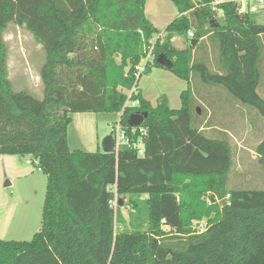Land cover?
I'll return each instance as SVG.
<instances>
[{
	"label": "trees",
	"instance_id": "16d2710c",
	"mask_svg": "<svg viewBox=\"0 0 264 264\" xmlns=\"http://www.w3.org/2000/svg\"><path fill=\"white\" fill-rule=\"evenodd\" d=\"M171 1L181 15L160 32L146 16L147 0H0V155L31 157L47 177L41 230L30 241L0 240V264H264V190L228 188L231 135L204 126L191 89L179 110L165 98L153 106L136 69L163 33L145 73L151 63L165 68L157 60L166 56L177 77L190 82L195 73L264 120V24L240 13L239 0L215 11L214 0ZM218 11L222 23L211 28ZM11 23L46 53L41 100L10 82L3 33ZM190 31L196 40L213 31L217 71L194 58L195 47H175ZM129 100L139 105L127 107ZM78 113L121 114L130 140L142 136L144 156L133 147L71 151L68 128ZM138 113L148 117L131 127ZM254 152L264 169V139ZM123 197L128 220L121 203L111 204Z\"/></svg>",
	"mask_w": 264,
	"mask_h": 264
},
{
	"label": "rangeland",
	"instance_id": "374dc122",
	"mask_svg": "<svg viewBox=\"0 0 264 264\" xmlns=\"http://www.w3.org/2000/svg\"><path fill=\"white\" fill-rule=\"evenodd\" d=\"M244 4H249L255 8V12H252V19L257 24H264V7H261L262 5L254 0L246 1ZM259 7L261 8L259 9ZM146 9L149 18H158L156 22L159 31H164L171 22L181 15L171 0H147L145 12ZM222 16L220 11L219 16H217V19H220L217 21L220 23H222ZM3 39L8 51V74L13 89L17 92H26L40 100L43 99L40 72L45 63L46 53L42 46L25 27H19L15 23L8 25L3 33ZM184 39L180 36L176 37L174 45L177 49L184 50V48L182 49V40ZM196 50L198 51L195 56L196 59L205 60L212 71L218 70L219 44L215 38L202 40ZM207 57L209 58L207 59ZM138 85L143 98L153 106H156L161 98H165L173 110L181 109V96L185 91L191 89L199 101L197 111L204 126L212 125L221 130H227L231 135L234 148V167L229 175L228 188L231 190H264V169L258 163L257 155L254 152L255 147L264 139V120L262 118L256 116L257 114L248 113L241 106L232 105V103H236L235 100L231 96H225L226 91L223 88L204 84L195 73L190 82H187L174 75L170 70L155 67L151 63L150 70L140 77ZM213 93H215V97L220 94L227 97L232 103L227 105L215 104L212 99L213 96H211ZM210 105H213L214 108ZM72 117L74 121L68 128L70 150L96 153L103 152V139L111 134L110 127L119 121L121 114L78 113ZM92 132L95 133L93 142H89V146L82 145L81 140L84 141L87 137L90 139ZM19 158L0 156V234L5 227L4 222L7 216L12 211L11 194L14 193L16 196V189L7 186L15 178L8 161ZM27 168L32 171L30 166ZM6 200L7 206L3 207L6 205ZM119 203L123 205L121 213L124 219L128 220L131 212L128 198H118L113 207L116 209ZM205 226V222H202L196 227L199 232H202ZM123 230L124 226L116 225L118 233ZM1 236L0 240H2Z\"/></svg>",
	"mask_w": 264,
	"mask_h": 264
},
{
	"label": "crops",
	"instance_id": "0c3cea01",
	"mask_svg": "<svg viewBox=\"0 0 264 264\" xmlns=\"http://www.w3.org/2000/svg\"><path fill=\"white\" fill-rule=\"evenodd\" d=\"M261 5H262L261 7H264V0ZM247 6L248 9L252 8L249 4H247ZM261 7H259V9ZM252 12L254 13L255 11ZM252 12L250 11L249 13L252 15ZM219 13L220 11H218L217 16H219ZM146 15L150 20V22L158 29L157 26L158 24L156 22L158 18H149L147 14V9H146ZM217 16L215 19H213L210 22L212 24L211 28H215L216 25H220V22L217 21L220 19H217ZM206 29H208V27H206ZM212 35H213V31H209L204 38L198 40V43L195 48L198 47L199 43L202 40L203 41L209 40L212 37ZM175 39L176 38H174L173 40L174 43H175ZM192 40L193 39H190L189 37L182 40L183 42L182 49L188 47L189 43L191 45ZM196 53L198 54V51L195 49L193 51L194 58L196 56ZM208 58L209 57H207V59ZM211 96H213L212 99L215 104L227 105L232 103L229 99H225V97L222 96L215 97L216 96L215 93H213ZM233 104L235 103H232V105ZM73 121L74 118L72 117V122ZM81 121H84V119H81ZM91 134L92 136L90 135V139L87 137V139H84V141L83 139L81 140L82 145L84 144L89 146V142L90 143L93 142V138H95V133L92 132ZM68 144H69V139H68ZM0 156H8V155H0ZM9 157L16 158L19 156H9ZM29 161L32 164H28ZM8 163L10 165L11 172L14 174L15 178L14 180H12V182H9L7 186L16 189V196H14V193L11 194L13 201V205L11 207L12 211L7 216L6 221L4 222L5 227L2 229L0 235H2L1 236L2 240L24 241L33 238V236L37 232H39L42 228V211H43V203H44L46 187H47V177L41 171L37 170V168L35 167L36 165L33 164L31 157H20L19 159H13V160L11 159L10 161H8ZM27 166H30L32 168V171L29 170ZM5 206H7V200H6V205H4L3 207Z\"/></svg>",
	"mask_w": 264,
	"mask_h": 264
},
{
	"label": "built area",
	"instance_id": "2783aa9c",
	"mask_svg": "<svg viewBox=\"0 0 264 264\" xmlns=\"http://www.w3.org/2000/svg\"><path fill=\"white\" fill-rule=\"evenodd\" d=\"M248 0H239V2L241 3V7H240V13H247V12H252V11H255V8H249L248 9V6L244 4V2H246ZM258 4H262L263 3V0H255ZM228 2L227 0H214L213 3H211L209 6L212 7V9L215 11L217 10V6L220 5V4H223V3H226ZM188 37L190 39H194L195 36H194V32H189L188 34ZM164 38V34L163 33H160L156 38L155 40H151L149 42L150 44V49H149V53L146 57V59H144L137 67V71H138V74H137V77H141L145 71H146V68L148 66V64L152 61L153 59V49H154V46H155V41L156 39H163ZM133 94V91L132 92H129V99H131V96ZM139 105V102H131L130 100L127 102V107H137ZM111 135L113 136L114 140H115V152L118 153L119 149L121 147H133L134 149H136L138 151V154L139 156H144V143H143V139H142V136L139 138V140L137 142H132L130 140V138L128 137L127 135V132H126V129L123 128L122 124L120 123V119L119 121H117L116 123L112 124L111 125ZM141 134H144L145 131L143 129L140 130ZM28 164H32L30 161L28 162ZM230 196H227L226 197V200L229 199ZM117 198L115 199L114 202H112V206L113 204H115Z\"/></svg>",
	"mask_w": 264,
	"mask_h": 264
},
{
	"label": "water",
	"instance_id": "95a60500",
	"mask_svg": "<svg viewBox=\"0 0 264 264\" xmlns=\"http://www.w3.org/2000/svg\"><path fill=\"white\" fill-rule=\"evenodd\" d=\"M218 26L219 25H216V27ZM197 43H198V40L193 39L191 41V46L196 47ZM157 62L167 69H171L173 67V63L166 56H163V55L158 58ZM147 117H148V113L133 114L129 119V125L131 127H139L144 123ZM102 147H103V153H106V154L116 153L115 152V140L111 134L106 136L103 139Z\"/></svg>",
	"mask_w": 264,
	"mask_h": 264
}]
</instances>
